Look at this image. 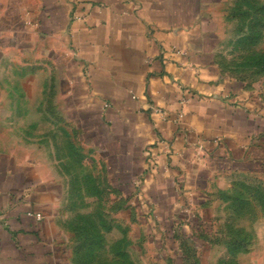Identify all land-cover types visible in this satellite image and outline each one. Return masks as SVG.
I'll list each match as a JSON object with an SVG mask.
<instances>
[{
  "label": "crops",
  "instance_id": "0c3cea01",
  "mask_svg": "<svg viewBox=\"0 0 264 264\" xmlns=\"http://www.w3.org/2000/svg\"><path fill=\"white\" fill-rule=\"evenodd\" d=\"M223 3L0 0V116L23 112L12 102L38 91L40 65L53 71L66 117L111 180L123 192L140 181L130 194L140 237L155 236L163 254L144 264H204L219 250L217 202L230 180L264 170L261 80L220 65ZM63 192L0 137V264H74L57 216Z\"/></svg>",
  "mask_w": 264,
  "mask_h": 264
},
{
  "label": "rangeland",
  "instance_id": "374dc122",
  "mask_svg": "<svg viewBox=\"0 0 264 264\" xmlns=\"http://www.w3.org/2000/svg\"><path fill=\"white\" fill-rule=\"evenodd\" d=\"M256 1L264 5V0ZM236 4V0H224L221 7L220 65L223 71L250 82L261 80L264 97L263 77L256 71V62L264 53V27L256 22L260 15L264 19V11L247 4L239 10ZM245 9L250 12L248 16ZM36 73L40 79L38 91L32 97L24 93L21 101L12 102L21 104L23 112H1L0 137L24 158L37 159L40 169L62 184L57 216L73 244L80 234L95 239L97 246L90 264H144L154 257L152 252L163 255L159 245V249L151 250L147 239L153 235L140 237L142 214L136 208V196L130 195L140 185L139 179L124 186V192L111 180L105 156L92 146L90 135L66 117L57 85L50 84L53 71L44 64ZM230 181L232 188L217 202L219 250L207 249L202 261L264 264V201L251 197L240 209L234 202L235 197L249 194V185L264 187V170L253 175L237 173ZM233 239L245 246L231 254L228 242ZM174 258V264H183L177 256Z\"/></svg>",
  "mask_w": 264,
  "mask_h": 264
},
{
  "label": "trees",
  "instance_id": "16d2710c",
  "mask_svg": "<svg viewBox=\"0 0 264 264\" xmlns=\"http://www.w3.org/2000/svg\"><path fill=\"white\" fill-rule=\"evenodd\" d=\"M236 1H237L236 6H238L239 10L241 9V6L243 4H247L251 7H255L256 9H258L260 11H264V5H259L258 1H256V0H253V1L252 0H236ZM238 8H236V9H238ZM244 11L247 12V14H246L247 16L250 14L248 9L247 10L245 9ZM243 13H245V12H243ZM257 19L258 20H257L256 24L258 22H260L261 25L264 27V19L261 18V15ZM254 26H255V24H254ZM258 34H259V32H257V35ZM246 39H247V36L243 38L244 41ZM256 63L258 66V68H257L258 70H256V71H258L259 75H261L263 77L262 79L264 82V53H262V56L259 58L258 62H256ZM247 190H249V192H248L249 194L247 196L241 195V196L234 198V202L238 203V205H239L238 209H240L241 207L248 204L250 202L251 197H254V198L258 197L257 199H259L260 201H264V187L263 186L260 187V186L249 185L247 187ZM96 246H97V242L95 241V239L90 238L88 235H85V234L81 235L80 234L78 239L74 242V264H90V261H91L90 258L92 256L93 251H94ZM244 246H245V243L241 242V240H238V239L230 240V242H228L229 253L234 254V253H236L237 250H240ZM75 256H76V258H75ZM225 260H228V259H225ZM188 264H189V262H188ZM191 264H198V261H192Z\"/></svg>",
  "mask_w": 264,
  "mask_h": 264
}]
</instances>
